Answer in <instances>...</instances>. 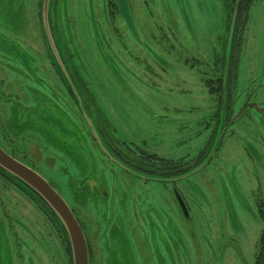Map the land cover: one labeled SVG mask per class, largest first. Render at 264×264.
Here are the masks:
<instances>
[{
    "label": "rangeland",
    "instance_id": "1",
    "mask_svg": "<svg viewBox=\"0 0 264 264\" xmlns=\"http://www.w3.org/2000/svg\"><path fill=\"white\" fill-rule=\"evenodd\" d=\"M41 1L0 0V80L35 106L28 109L49 102L58 108L44 122L54 148L48 153L56 159L48 162L24 138L33 155L28 163L80 220L90 264H104L106 232L118 264H255L264 122L252 113L225 136V107L264 109V0L252 1L245 22L225 0H51L44 27L53 41L55 77L65 83L58 100L52 90L60 80L46 86L24 76L30 61L46 79L36 67L46 63L41 49L31 51L34 41L40 45ZM219 78L221 94H212ZM7 107L0 104L2 125L12 138L25 137L28 129L15 131L16 118L4 117ZM201 153L205 159L197 164ZM121 155L137 169L146 163L156 174L171 170V178L134 172ZM15 181L0 168V264H20L21 251L4 212L16 217L13 235L18 231L25 242L27 264H72L57 217L40 212L30 196L39 200ZM176 192L187 201L188 216Z\"/></svg>",
    "mask_w": 264,
    "mask_h": 264
},
{
    "label": "flooded vegetation",
    "instance_id": "2",
    "mask_svg": "<svg viewBox=\"0 0 264 264\" xmlns=\"http://www.w3.org/2000/svg\"><path fill=\"white\" fill-rule=\"evenodd\" d=\"M43 7H44V0H42L41 4H40V9H41L40 18H41L42 27H41V31H40V36L39 37L37 36V40H39L40 45L36 46V44L34 43L35 41H34L31 44L34 49L31 50V51H35V48L37 50L41 49L40 51L43 53L44 60H45L46 63H44L43 60H42V61H40V63L38 65H36V67H37V69L41 68V70H39V72L40 73H45L46 74V79L44 77H42V76L38 77V75L35 74L36 72L34 70H31V68H34V67L32 65H30V61L28 62V64L24 65V68L27 71V73L24 74V76L27 75L28 78H36V80H33L32 82H38V80H39L41 85H43L45 83L46 86L48 84L46 81L49 82L50 80H57V82L59 83L58 80H60L64 86L59 83V85H57L56 88L54 90H52L53 94H55L56 100H58V96L60 95L59 93H61V90L64 91L65 83H64L63 80L57 79L55 77V74H54L55 71L57 73V70H56V65L54 63V59H53L54 54H53V51L50 50V47H49V44H48L47 35H46V29L44 27V8ZM35 55L36 54L34 52L31 57L35 58ZM22 57L24 58L25 56H22ZM23 58L20 57L19 60L16 58L17 59L16 61L18 62V61L22 60ZM7 66H10V65H7ZM2 85H3V88H2ZM7 85L8 84H7V82L4 79L0 80V104H2V106H5V107L8 106L7 110H4V111H6L4 117H6V119H9L10 121L14 120L16 118L17 123L13 124L15 131L18 130V128H23L24 130H26V129H28V130H27V134L25 135V137L23 135H22L23 136L22 138L19 137L20 139H18V140L23 139V141H24V143H22V144L20 143L21 145L19 146L18 142H16L18 140H16V139L11 137L8 128L5 129V127L2 125V122L0 121V148L3 151H5L8 155H10L14 159H16L17 161H19L22 164H24V165L30 167L31 169L35 170L39 175H41L58 192L56 187L46 178V176L41 171H39L35 166L30 165L28 163L29 160H32L31 158L33 157V155L29 152L30 151V147H31L30 143L28 141L24 140V138H26V140H31L33 143H36L38 154L39 155H41V154L45 155L48 158V160H47L48 162H53V160H55L56 157L52 160L48 152H49L50 149H54V148L51 146V144H48L46 142V134L44 133V131H46L48 129V127H47V125L44 122L47 121L48 116L54 115L56 112H58L57 111L58 108H57L56 111H54L55 108H56V105L52 104L51 102H49L48 105H46V106L37 105L36 108H39V110H31V107L28 109V107L30 105L32 106V104L27 101V98L24 99L18 94V92L11 91ZM30 89H29V93L28 94L31 93ZM68 95L72 99V102H74L75 100L71 96V92L69 90H68ZM32 107H35V106H32ZM50 109H52V110H50ZM225 109H226L225 110V118H226L225 127L226 126L228 127L225 130V136H229L230 137V135H234V134H232V133H236V128L234 126L238 125L242 121L246 120V117L250 121V116L253 117L252 113L256 114L257 116L256 115L255 116L257 118H259V119H262V122H264V109L257 108V110H255V109L253 110V109H249V107H247V108L242 109V110H240V109L231 110V104H229L227 107H225ZM237 113L240 114V116H239V117H241L240 119L235 117V115ZM1 115L2 114L0 112V116ZM232 120H234V121L231 122ZM262 122H260V123H262ZM218 123H219V119L217 120V123H216L217 126H218ZM217 126H215V129H213V132L216 131ZM259 137H258L259 141L263 142V144H264V135H262V137H260V138ZM54 156H56V155H54ZM120 157H121L120 160L123 163H125L128 166V168L131 169L134 172L145 173V174H149V175L153 174V175H157V176H161V177L171 178V175H170V171L171 170H168V172L166 174H156L157 172L153 168H150L149 167L150 165H144L146 163L138 164L137 165L138 169H137L133 165H130L128 162H126V160L123 159L124 158L123 155H121ZM200 158H202V160H204L205 159V155H203L202 153L199 154V158H198L199 161L198 160L196 161L197 164L202 162V160H200ZM43 163H45V162H43ZM210 164L211 163H209V165ZM46 166L48 167V164H46ZM181 168H182V166L180 168H176V170H180ZM15 182L20 184L19 190H20L21 193H24L26 196L28 194H31L32 197H34L37 200H39L40 204L36 203L35 201H32L33 199L30 196L31 202L36 204V206H37V208H38V210L40 212H41V210H43V208L49 209V207L44 203V201L40 198V196H38L33 190H31L30 188H28L26 185H24L23 183H21L18 180H16ZM157 183L160 184L159 182H157ZM162 188H165V187H162ZM173 188H174V190H176L175 187H173ZM176 193H178V192H176ZM112 197H111V199H112L111 201L114 202L117 199L116 193L112 194ZM182 199H183V197H182ZM184 202L186 204V208H188L187 201L184 200ZM49 210L51 211V209H49ZM4 213H5L6 217H8V216L10 217V222H9L8 227H9L10 233H12V238H14V239L16 238V240H17L14 243L16 244L18 242L19 246L21 247V251L20 252L16 251V254H17V257H18V259L20 261V264H23V262H24V264H27L26 263V258L27 257L25 255V253H22L23 249L25 247V242H24L22 236H20V234L18 233V231H16L17 232L16 233L17 237H15L13 235L12 220H13L14 216L12 217L11 215L7 214L6 212H4ZM51 213H53V212L51 211ZM258 215H259V218H260V220H261V222L263 224V226H262L263 228H262L260 236H259V240H260L259 243L261 244L260 245L261 246L260 247L261 248V255L260 256H256L255 264H258L257 258H259V257H261V264H264V211L262 212V216L263 217L260 215V213H258ZM15 218L16 217H14V219ZM77 220H78V222H79V224H80V226L82 228L80 220L79 219H77ZM151 222H155L157 224L158 228H160L161 232H164V231H165V233L169 232V226L163 225V228L161 229V226H160L161 221L160 220L155 221L153 219ZM82 230H83V228H82ZM83 232H84V230H83ZM102 235H103V240H104L103 241L104 249L106 251L105 252V257H106V260H107V261L106 260L104 261V264H118V261H116V259H115V255L117 254V252L116 251H109L108 248H107L108 243H112L113 242V237L111 238V240H109V238L106 237L107 236V232H106V234L103 233ZM85 237H86V235H85ZM169 239H168V241H169ZM86 240H87V244H88V250H89L90 261H91V259H92L91 258V254H92L91 246H90V244L88 242V238L87 237H86ZM17 247H18V245L16 244V249H17ZM70 252H71L70 255H71V258H72V250ZM37 262H39V260ZM165 262L163 264H165ZM72 264H73V258H72Z\"/></svg>",
    "mask_w": 264,
    "mask_h": 264
},
{
    "label": "water",
    "instance_id": "3",
    "mask_svg": "<svg viewBox=\"0 0 264 264\" xmlns=\"http://www.w3.org/2000/svg\"><path fill=\"white\" fill-rule=\"evenodd\" d=\"M50 3L51 0H44V19L49 11ZM238 5L239 0H236L235 12H237ZM46 32L51 39L50 31L47 29ZM51 41L48 39L49 46L51 45ZM0 168L33 190L56 215L68 235L72 250L73 264H90V255L85 234L72 209L65 202L63 197L35 170L17 161L1 148ZM176 194L180 208L184 215L188 216V210L184 200L179 193Z\"/></svg>",
    "mask_w": 264,
    "mask_h": 264
},
{
    "label": "trees",
    "instance_id": "4",
    "mask_svg": "<svg viewBox=\"0 0 264 264\" xmlns=\"http://www.w3.org/2000/svg\"><path fill=\"white\" fill-rule=\"evenodd\" d=\"M252 1L253 0H239V5H238V8H237V13H238V18H240L241 16H242V18H241V22H245V20H247L246 19V17H247V13H248V11H249V7H250V5L252 4ZM225 3H226V5H227V7H228V10L231 12V13H233V11L235 10V8H234V6H235V4H236V0H225L224 1ZM240 15V16H239ZM245 18V19H244ZM213 84H212V82H209V85H208V87L210 88L211 86H212ZM211 90V93L212 94H214L215 92L217 93H220L221 94V91H222V80H221V78H219V80H218V87H216L215 89L214 88H212V89H210ZM155 155V154H154ZM152 156V155H151ZM150 156V157H151ZM178 162H182V161H177V162H172L173 164L172 165H175V164H178ZM53 215H55L54 213H53ZM56 216V215H55ZM58 219V218H57ZM59 221V220H58ZM60 222V221H59ZM62 225V224H61ZM62 227H63V225H62ZM64 228V227H63ZM65 230V229H64Z\"/></svg>",
    "mask_w": 264,
    "mask_h": 264
}]
</instances>
